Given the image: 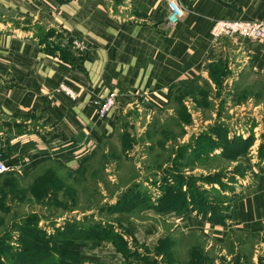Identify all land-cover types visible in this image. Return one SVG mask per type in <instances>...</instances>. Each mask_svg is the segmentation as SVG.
<instances>
[{
	"label": "crops",
	"instance_id": "0c3cea01",
	"mask_svg": "<svg viewBox=\"0 0 264 264\" xmlns=\"http://www.w3.org/2000/svg\"><path fill=\"white\" fill-rule=\"evenodd\" d=\"M182 3L184 15L170 25L168 0H0L5 10L0 13V136L10 165L5 174L45 161L84 172L100 147L112 152L102 143L116 134L120 153L134 151L136 145L130 149L125 143L138 137L133 116H178L172 107L178 91L189 82L201 83L211 67H234V86L248 77L264 81V41L212 40L210 35L215 19L264 20V0ZM62 35L68 48L55 42ZM61 83L76 98L62 91ZM110 91L117 93L116 106L109 118L100 119L93 102ZM232 131L229 137L235 136ZM245 131L238 134L247 138L251 132ZM253 151L242 157H252L257 175L253 183L247 177L237 181L242 187L232 199L227 226L173 214L183 222L193 218L201 230L224 242L231 229L264 238V159ZM140 207L142 212L156 208ZM125 212L111 217L126 219L138 242L150 234L146 242L152 245L155 227L139 225ZM182 231L188 233L184 226ZM80 240L69 247L78 250L84 264L146 263L136 255L127 260L112 241Z\"/></svg>",
	"mask_w": 264,
	"mask_h": 264
},
{
	"label": "rangeland",
	"instance_id": "374dc122",
	"mask_svg": "<svg viewBox=\"0 0 264 264\" xmlns=\"http://www.w3.org/2000/svg\"><path fill=\"white\" fill-rule=\"evenodd\" d=\"M3 11L0 5V13ZM39 29L47 32L46 26L40 25ZM66 40L62 35L55 42L68 48ZM231 69L216 72L210 68L207 78L199 79L201 83L182 86L172 105L178 116H133L138 137L125 138L130 149L136 145L128 154L120 153L122 141L116 134L102 143L112 152L105 154L100 147L84 172H72L45 161L31 170L21 168L20 172L3 174L0 257L11 245H66L72 236L65 238L63 231L74 226L71 228H76L75 235L85 231L91 240L102 237L103 241L121 242L124 252L146 261L142 264H264V238H252L231 229L226 242L217 240L195 225L193 218L183 222L172 211L178 207L184 217L193 215L205 222L203 216L213 214L210 220L227 226L232 199L242 187L236 180H255L252 157H242L247 154L244 153L232 160L226 153L229 149L235 152L239 146H233L226 138L229 129L235 136H242L238 134L240 130L250 129L252 144L256 142L249 148L254 150L252 154H259L260 146L264 147V81L248 77L234 86ZM217 140L226 148L217 147ZM165 188L167 192L172 190L167 198L163 196ZM139 202L157 207L142 212ZM131 205L136 208L134 211L129 210ZM123 212L139 225L154 226L156 233L152 238L160 239L148 244L150 234L145 233L144 241L139 243L135 233L131 236L126 228V219L111 217ZM27 218L33 219L32 227L35 223L42 231L32 234L27 226L17 231V225ZM183 226L187 234L182 231ZM118 235L122 239L110 240Z\"/></svg>",
	"mask_w": 264,
	"mask_h": 264
},
{
	"label": "trees",
	"instance_id": "16d2710c",
	"mask_svg": "<svg viewBox=\"0 0 264 264\" xmlns=\"http://www.w3.org/2000/svg\"><path fill=\"white\" fill-rule=\"evenodd\" d=\"M184 1H187V0H184ZM65 58L67 59V57ZM222 65L223 64H221V68L215 67L216 72L224 70V67ZM192 83H194V81ZM236 139H239V140L236 141ZM252 139H253V134H250L247 138H243L242 136H233L231 138L228 135V137L226 138V141L231 143L233 146H239V149L235 150V152H233L234 154L232 153L233 150L229 149V153H226V154H228V156H230L232 160L239 158L242 154L247 153V150L252 145V142H253ZM216 146L219 148L225 147L224 144H221L218 140L216 141ZM258 155L261 160L264 159L263 145L260 146ZM230 178L235 180V176H231ZM170 191L172 190H169V192ZM169 192H167V188H165L163 192V196L167 198L170 195ZM176 193H179V191L178 192L176 191ZM183 201L184 200H182V202ZM140 205L142 206V204ZM177 208L172 211L174 212L177 211L176 213L178 214H184V212L179 213L180 211L177 210ZM203 218L206 219L207 222H212L213 224H220V222L218 221L210 220L211 218H213V214L208 218L207 217L205 218V216H203ZM32 220L29 218H27V221L23 220V222L17 225L18 226L17 230H21L27 226L28 229H32V232H31L32 234H37L39 233L38 231H42V229L36 226L35 223L33 224L34 225L33 227L31 226L30 221ZM224 222H225V219H224ZM71 227H74V226H68L67 230L63 231V233L66 235L65 238H68L67 236H72V238H69L67 240L68 242L66 245L59 244V246L55 247L50 244L47 245L46 243L45 248L43 245L41 247L36 248L34 246H29L26 243L24 245L22 244L21 246L19 245L16 247L14 245H11L10 248L6 252H4V255L0 257V260L1 261L4 260L3 264H84L85 260L79 256L78 250L74 248L71 249L69 245H71L76 240H80V239L100 243L103 241L104 238L102 237L94 238L93 237V239L91 240L90 238L92 237L84 235L85 231L84 232L82 231V233H79V235H75L76 228H71ZM117 239H122V238L118 235L117 237L111 238L110 240H113L115 242ZM115 245L124 254L127 260H129L130 258H132V256H134L132 252H131L132 255L131 253L127 254L126 252H124L125 250L123 249L121 242L119 244L115 243ZM129 263L130 262H128L127 264Z\"/></svg>",
	"mask_w": 264,
	"mask_h": 264
},
{
	"label": "built area",
	"instance_id": "2783aa9c",
	"mask_svg": "<svg viewBox=\"0 0 264 264\" xmlns=\"http://www.w3.org/2000/svg\"><path fill=\"white\" fill-rule=\"evenodd\" d=\"M168 22L175 25L185 13L182 0H168ZM212 40H219L223 37L232 39L244 38L264 41V20H243V19H215L210 31ZM60 89L71 98H76L74 90L65 83L60 84ZM117 93L110 91L94 100L97 109V116L100 119H107L112 114L116 103ZM4 141L0 136V177L10 170V165L5 158Z\"/></svg>",
	"mask_w": 264,
	"mask_h": 264
}]
</instances>
